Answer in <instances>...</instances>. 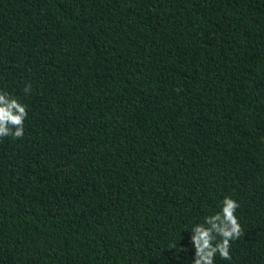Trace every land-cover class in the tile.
Returning a JSON list of instances; mask_svg holds the SVG:
<instances>
[{
	"label": "trees",
	"instance_id": "1",
	"mask_svg": "<svg viewBox=\"0 0 264 264\" xmlns=\"http://www.w3.org/2000/svg\"><path fill=\"white\" fill-rule=\"evenodd\" d=\"M0 90V264H192L225 196L264 264V0H0Z\"/></svg>",
	"mask_w": 264,
	"mask_h": 264
},
{
	"label": "clouds",
	"instance_id": "2",
	"mask_svg": "<svg viewBox=\"0 0 264 264\" xmlns=\"http://www.w3.org/2000/svg\"><path fill=\"white\" fill-rule=\"evenodd\" d=\"M32 90L31 82H27L23 88L25 95ZM28 116L27 106L7 91L0 90V138H23L24 121ZM239 203L225 196L220 211L207 215L203 222L195 224L191 228V243L195 253L192 264H214V258L231 260V242L240 239L245 231L242 228L236 210ZM177 251L182 247L173 246Z\"/></svg>",
	"mask_w": 264,
	"mask_h": 264
}]
</instances>
